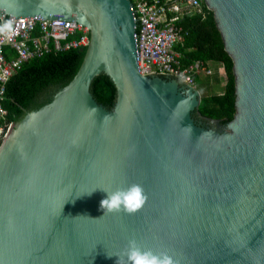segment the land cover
Segmentation results:
<instances>
[{
    "label": "water",
    "instance_id": "obj_1",
    "mask_svg": "<svg viewBox=\"0 0 264 264\" xmlns=\"http://www.w3.org/2000/svg\"><path fill=\"white\" fill-rule=\"evenodd\" d=\"M202 1L234 60L229 123L178 76L138 71L129 0H0L89 31L73 79L0 145V264H127L130 240L176 264H264V0ZM132 184L144 207L104 215L106 191Z\"/></svg>",
    "mask_w": 264,
    "mask_h": 264
},
{
    "label": "built area",
    "instance_id": "obj_2",
    "mask_svg": "<svg viewBox=\"0 0 264 264\" xmlns=\"http://www.w3.org/2000/svg\"><path fill=\"white\" fill-rule=\"evenodd\" d=\"M134 19V41L138 71L143 74H171L197 91L196 77L209 76L213 70L208 61L181 62L175 48L183 40V28L178 22L186 15H203L201 0H129ZM12 21L14 34L9 39L0 35V145L14 123L7 118L3 106L5 84L21 65L47 52L86 47L89 31L84 26L61 18H14L0 11V24ZM77 35L76 37H73ZM9 56V57H8ZM223 67V66H222ZM224 70V69H223ZM224 79L225 77L224 72Z\"/></svg>",
    "mask_w": 264,
    "mask_h": 264
},
{
    "label": "trees",
    "instance_id": "obj_3",
    "mask_svg": "<svg viewBox=\"0 0 264 264\" xmlns=\"http://www.w3.org/2000/svg\"><path fill=\"white\" fill-rule=\"evenodd\" d=\"M201 3L203 15H186L178 22L183 28V40L175 48L181 53L184 65L202 60L223 66L227 80L221 94L200 97L197 113L201 117L229 123L237 112L234 60L224 48L213 12L207 9L202 0ZM86 49L87 46L55 51L52 47L51 52L24 62L5 84L3 106L7 110L8 120L17 122L27 111L44 105L58 89L70 82ZM94 88L99 97L106 100L112 97L111 88L106 85L104 76H101Z\"/></svg>",
    "mask_w": 264,
    "mask_h": 264
},
{
    "label": "clouds",
    "instance_id": "obj_4",
    "mask_svg": "<svg viewBox=\"0 0 264 264\" xmlns=\"http://www.w3.org/2000/svg\"><path fill=\"white\" fill-rule=\"evenodd\" d=\"M13 34L14 29L12 21L9 20L0 24V35H7L10 39ZM93 111L97 110L93 109ZM104 119H108V117L106 116ZM106 192L107 197L100 201V209L104 212V215L121 212L134 215L144 207L148 199L143 187L139 184H132L126 189ZM125 255L127 257V264H176L173 257L169 254L163 252L157 254L151 250H144L135 240H130L128 242ZM109 258H111V256H109ZM117 264H123V261L119 259Z\"/></svg>",
    "mask_w": 264,
    "mask_h": 264
},
{
    "label": "rangeland",
    "instance_id": "obj_5",
    "mask_svg": "<svg viewBox=\"0 0 264 264\" xmlns=\"http://www.w3.org/2000/svg\"><path fill=\"white\" fill-rule=\"evenodd\" d=\"M218 74H219V72L218 73L215 72L212 76L210 75L209 77L208 76H204L203 74H200V76L202 77V81L197 84L198 91H200V93H203V89L202 88H204L206 90V94L209 95V96L213 95V94L214 95L215 94L216 95L221 94L223 88H220V84L224 85L225 79H224V76L222 74V79H223V81H222L221 77L219 75V77H218L219 82H218V80H216L217 79L216 76H218ZM209 81H212V83L214 84L212 89H211V85L209 86Z\"/></svg>",
    "mask_w": 264,
    "mask_h": 264
},
{
    "label": "crops",
    "instance_id": "obj_6",
    "mask_svg": "<svg viewBox=\"0 0 264 264\" xmlns=\"http://www.w3.org/2000/svg\"><path fill=\"white\" fill-rule=\"evenodd\" d=\"M212 62H208V64H209V66L212 68V70H213V72H212V74H211V76L215 73V72H219V74H218V76H216L217 77V79L216 80H218V82H219V79H218V77H219V75H220V77H221V80L223 81V79H222V74H223V76H224V70H223V67L221 66V65H217V64H211ZM205 76V75H204ZM210 76V75H209ZM208 76V77H209ZM202 81V77L199 75V76H197L196 77V84H198V83H200ZM211 85V89L213 88V86H214V84L212 83V81H209V86ZM224 85H225V83H224ZM224 85L223 84H220V88H223L224 87ZM198 87V86H197ZM201 89V88H200ZM203 89V93H200V91H198V89H197V92H198V94H199V96L200 97H202V96H209V95H207L206 94V90L204 89V88H202Z\"/></svg>",
    "mask_w": 264,
    "mask_h": 264
}]
</instances>
